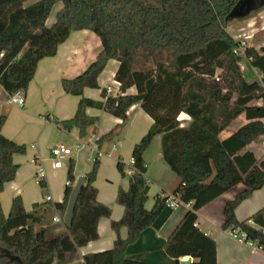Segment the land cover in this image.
<instances>
[{
	"label": "trees",
	"instance_id": "1",
	"mask_svg": "<svg viewBox=\"0 0 264 264\" xmlns=\"http://www.w3.org/2000/svg\"><path fill=\"white\" fill-rule=\"evenodd\" d=\"M236 1L0 0V84L7 95L26 91L39 60L54 55L72 30L88 28L99 36L101 48L83 71L61 78L63 90L79 100L71 117L54 121L66 131L77 128L79 137H84L99 121L98 115L87 113L88 107L119 117L120 122L95 139L101 149L127 122L133 103L152 118L132 147L131 173L125 171L120 156L116 159L128 186L116 191L115 201L123 213L110 221L116 234L112 247L84 254L76 264H145L128 258L126 251L155 221L169 195L157 193L152 206H145L149 181L144 152L156 134L161 135L162 157L178 178L171 193L189 204L164 244L175 264L185 256L192 257L190 264H217L216 243L197 225V211L238 183L244 188L225 203L223 227L244 231L247 240L264 250V205L244 219L235 215L236 206L264 185V158L246 148L264 134V48L243 46L226 29L229 21L255 11L226 18ZM57 3L62 6L47 24ZM111 58L119 62L114 74L118 91L107 93L102 87L101 99L86 96L84 88L99 87L98 76ZM244 58L258 70L259 79H247L240 64ZM130 87L135 91L127 92ZM183 112L190 117L186 124L178 118ZM240 116L245 121L221 138L222 130ZM5 117L2 112L0 192L16 175L13 155L26 151L24 143L2 133ZM99 158L96 154L84 174L70 226L57 233L44 224V214L37 209L43 202L26 210L17 194L7 214L0 202V264H65L78 259L79 248L98 238V220L111 215V207L98 200L94 184ZM66 181L62 201L53 203L61 215L75 181L73 158ZM38 184L44 192L45 178ZM121 227L127 228L124 238Z\"/></svg>",
	"mask_w": 264,
	"mask_h": 264
},
{
	"label": "crops",
	"instance_id": "2",
	"mask_svg": "<svg viewBox=\"0 0 264 264\" xmlns=\"http://www.w3.org/2000/svg\"><path fill=\"white\" fill-rule=\"evenodd\" d=\"M56 5L53 7L55 9L54 13L62 6L61 4L56 9ZM54 13L52 10L47 18V24H51L54 21ZM100 48V38L92 30L88 28L72 30L67 39L59 44L57 52L54 55L46 56L39 60L34 76L30 80L27 90L24 91L25 102L23 105L8 101L9 95H7L0 84V114L2 112L6 113L1 131L7 137L26 145L25 153H15L13 155L14 162L18 163L16 175L14 179L4 184L3 190L0 192V202L5 214L9 212L12 198L17 194L21 196L26 210H31L34 202L45 203L51 201L54 203L62 201L64 186L67 182V167L54 168L52 166L49 156L51 147H49V152H47L48 143L51 135L58 129L64 133L72 134L77 141L80 137L77 128L66 131L54 121L55 119L71 117L76 110L79 100V96L66 93L63 90L61 78L72 77L83 71L95 58ZM118 64V60L114 58L109 59L98 76L99 87H85L84 94L95 99H101V88L107 86H110L113 90L112 93L115 94L119 86V83L114 79ZM134 91V87H130L127 90V92ZM86 111L90 115L100 116L99 128L96 132L93 130L96 134L95 139L121 121L119 117L99 108L88 107ZM181 114H184L185 117L178 118L181 120V124H186L190 117L185 112ZM127 115L128 121L112 138L116 139L119 144L118 147L114 143L111 145L112 149L118 151L116 159L120 156L123 161L131 159L130 155L134 143L147 131L152 122L151 116L140 107L138 102L133 103L128 108ZM49 116H52L54 120L48 119ZM138 118L142 119V122L138 121ZM237 119L240 120L239 124L234 128H229L234 120L231 121L220 133L221 138L231 134L245 121L243 116ZM151 141L144 152V158L147 163L145 175L149 181L148 198L145 202L147 208L152 206L154 196L157 193L160 195L170 194L178 182L175 172L162 157L160 149L161 135H154ZM246 148L254 151L258 158H264V134L256 137ZM105 154L102 151L100 157L111 156L110 152ZM35 156L44 164V177L47 183V191L51 195L50 200L43 197V192L34 178L35 163L32 161V158ZM116 159L114 160L115 167ZM46 160L50 161V165H45ZM88 169V166H75L74 183L80 175H84L89 171ZM57 175L61 177L62 182L56 184L51 179L57 177ZM94 184L97 187L98 200L111 207V215L110 217H101L98 220V238L79 248L78 259L65 264H76L84 254L100 252L111 248L116 238L110 221L111 219H119L122 216L123 206L115 201V196L119 186L127 188L128 177L122 176L116 167V173L109 177L101 175V171H99ZM243 188V183H238L203 205L197 211V225L206 235L214 239L216 243L217 264H264V250H253L247 243L234 239L230 235L228 228L223 227L225 203L233 199ZM263 205L264 185L254 190L236 206L235 215L238 219H244ZM42 206L37 209L40 210ZM187 208H189V204L184 202L174 207L166 204L155 221L141 231L137 241L128 246L126 251L127 257L142 261L145 264H175V261L164 251V244L170 231L180 220ZM52 209L54 211L51 219L54 215L62 217L54 205H52ZM59 230L62 229L53 228V233H57ZM126 235L127 228L121 227L120 236L124 238ZM185 258L187 256L179 260Z\"/></svg>",
	"mask_w": 264,
	"mask_h": 264
},
{
	"label": "rangeland",
	"instance_id": "3",
	"mask_svg": "<svg viewBox=\"0 0 264 264\" xmlns=\"http://www.w3.org/2000/svg\"><path fill=\"white\" fill-rule=\"evenodd\" d=\"M60 5L61 4H57L56 9L60 7ZM54 10L55 9H53V13L55 12ZM54 15L55 13L53 14V16ZM226 29L235 39H239L243 46H253L256 49L264 48V7H261L253 11L250 15L245 16L244 18L233 19L229 21L226 26ZM240 64H241V69L248 80L259 79L258 70L251 67L246 58H244L240 62ZM178 117L181 119L185 117V115L180 113ZM137 120L142 122V119L140 118H138ZM99 121H100V116H99ZM99 121L95 125V132L99 128ZM239 122H240L239 119L234 120L230 124L229 128L236 127L239 124ZM93 128L94 126L89 127L87 130V134L84 137H80L78 141L72 136V134L64 133L60 129L56 130V132H54L51 135L47 147V152H49V147H52L56 143L63 142L65 145L71 148V153L67 155L68 156L67 158L62 159V163H63L62 167L63 168L68 167L70 158H73L74 168L77 165H79V167L88 166L89 167L88 170H90V167H92L94 158L98 150L97 144L95 142L96 134L93 132L94 130ZM112 138L101 147L102 151H104L106 154L110 152L111 156L107 157V155L105 154L106 157H100L99 166L97 169V173L101 171V175L106 177H109L112 174L116 173L114 160L116 159L118 151L112 149L111 145L114 143L118 147L119 144L116 141V139H112ZM124 163H125L124 169L127 172V170L130 168L131 162L128 159V160H124ZM45 165H50V161L46 160ZM51 180L56 184L62 182L61 177L59 175H57V177H53ZM46 193H49L47 191V187L43 192V197H45ZM52 205L53 202L51 201L45 202L43 206L41 205L42 208H40V210L44 214L43 222L44 224L49 225L52 229L53 228L63 229L64 225L62 220L54 221L51 219V215L54 211L52 209ZM44 207L45 209H43Z\"/></svg>",
	"mask_w": 264,
	"mask_h": 264
},
{
	"label": "built area",
	"instance_id": "4",
	"mask_svg": "<svg viewBox=\"0 0 264 264\" xmlns=\"http://www.w3.org/2000/svg\"><path fill=\"white\" fill-rule=\"evenodd\" d=\"M2 52H0V56H2ZM113 90L110 86H107V93H112ZM8 101H11L13 103L19 104V105H23L25 102V97H24V92L21 89L15 90L14 92H12L9 97H8ZM48 119L50 120H54V118L52 116H49ZM33 145V144H31ZM113 148H115L113 146ZM71 152V148L67 145H65L63 142H59L56 143L55 145H53L50 148V160H51V164L54 168H60L62 167L63 163H62V159L67 158L68 154H70ZM97 154L98 156H100L102 154V151L100 149L97 150ZM32 161L35 163V173H34V178L38 183V180L41 178H45V167L44 164L41 162V160L38 157H34L32 158ZM130 162H132V159H130ZM132 169L129 168L127 170V173H131ZM45 198L47 200L51 199V195L49 193L45 194ZM179 203H181L178 195L176 194H172L170 193L168 195V198L166 200V204H168L169 206H177ZM52 219L54 221H61L62 217H59L57 215H54L52 217ZM230 235L238 240L239 242L242 243H247L253 250H258V249H262V247L260 245H258L256 242L254 241H250L247 240L246 238V234L244 233V231L239 230L238 228H228Z\"/></svg>",
	"mask_w": 264,
	"mask_h": 264
},
{
	"label": "water",
	"instance_id": "5",
	"mask_svg": "<svg viewBox=\"0 0 264 264\" xmlns=\"http://www.w3.org/2000/svg\"><path fill=\"white\" fill-rule=\"evenodd\" d=\"M264 5V0H237L235 4L229 10L226 18H233L238 16H244L250 13L252 10H256ZM85 181V176L80 175L76 182L73 184L71 192L68 197L65 211L62 215V221L66 227L70 226L75 203L79 194V191ZM192 257L187 256L185 259L179 260V264H190Z\"/></svg>",
	"mask_w": 264,
	"mask_h": 264
}]
</instances>
